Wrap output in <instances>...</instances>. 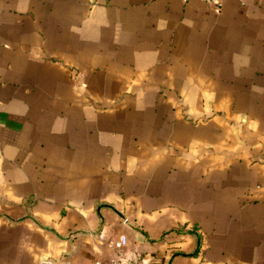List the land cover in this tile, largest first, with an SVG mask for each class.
I'll return each mask as SVG.
<instances>
[{
	"label": "crops",
	"instance_id": "crops-1",
	"mask_svg": "<svg viewBox=\"0 0 264 264\" xmlns=\"http://www.w3.org/2000/svg\"><path fill=\"white\" fill-rule=\"evenodd\" d=\"M109 259L264 264V0H0V264Z\"/></svg>",
	"mask_w": 264,
	"mask_h": 264
},
{
	"label": "built area",
	"instance_id": "built-area-1",
	"mask_svg": "<svg viewBox=\"0 0 264 264\" xmlns=\"http://www.w3.org/2000/svg\"><path fill=\"white\" fill-rule=\"evenodd\" d=\"M219 6L221 4V0H212ZM126 243V237L121 236L119 241L115 243V246L119 247L121 245H124ZM94 264H138L137 262H131V263H123L119 259H109V260H101V261H96Z\"/></svg>",
	"mask_w": 264,
	"mask_h": 264
}]
</instances>
